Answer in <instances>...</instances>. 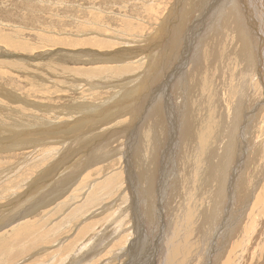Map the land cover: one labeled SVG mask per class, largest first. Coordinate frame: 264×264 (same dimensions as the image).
Here are the masks:
<instances>
[{
    "label": "rangeland",
    "instance_id": "obj_1",
    "mask_svg": "<svg viewBox=\"0 0 264 264\" xmlns=\"http://www.w3.org/2000/svg\"><path fill=\"white\" fill-rule=\"evenodd\" d=\"M227 1L0 0V264H160L171 224L188 264H264V0L215 35Z\"/></svg>",
    "mask_w": 264,
    "mask_h": 264
},
{
    "label": "bare ground",
    "instance_id": "obj_2",
    "mask_svg": "<svg viewBox=\"0 0 264 264\" xmlns=\"http://www.w3.org/2000/svg\"><path fill=\"white\" fill-rule=\"evenodd\" d=\"M229 1V0H228ZM227 1V2H228ZM231 1H233L234 2V4L236 3V1L235 0H231ZM241 1V0H240ZM239 1V2H240ZM245 1V0H244ZM243 1V2H244ZM251 1V0H250ZM249 1V2H250ZM262 1V0H261ZM232 2V3H233ZM242 2V1H241ZM246 2V1H245ZM244 2V3H245ZM217 3V2H216ZM225 3V2H224ZM229 3V2H228ZM228 3H225L224 5L225 6H223V4L221 5V8H220V14H219V17L218 18H216V22H214L213 21V25H214V28H212V26H211V28L212 29H214L215 30V32H214V34L216 35V32L217 31H219V33H221L222 32V30H225L224 29V27L226 28L227 26H229L230 28L229 29H234L235 30V32H236V34H239V29L240 30H242L244 27L242 26V25H239V23H240V21L237 19V17L239 16V11L241 10V8L239 9L238 8V6H236L237 5V3H236V5H233L231 2L228 4ZM243 3V4H244ZM227 4V5H226ZM256 4V3H255ZM258 5L257 6H262V5H260L259 3H257ZM249 5V4H248ZM263 5H264V3H263ZM246 6H247V4H246ZM251 6V5H250ZM217 7V6H216ZM249 7V6H248ZM249 8H251V7H249ZM252 9V8H251ZM239 10V11H238ZM245 11V10H244ZM214 12V11H213ZM217 14V15H218ZM255 14V13H254ZM248 15V14H247ZM249 16V15H248ZM255 16V15H254ZM262 16V15H261ZM255 17H257V15L255 16ZM260 17V16H259ZM264 17V16H263ZM263 17H261V18H263ZM134 18V17H133ZM214 18V17H213ZM240 18H242V17H240ZM246 18H249V17H246ZM253 18V17H252ZM260 18V19H261ZM210 19V18H209ZM255 19H258V18H255ZM259 19V20H260ZM249 20V19H248ZM264 20V19H263ZM263 20H261V22H262V24L260 25L261 26V29L262 30H264V21ZM211 22V21H210ZM247 22V21H246ZM252 22H254V20L252 21ZM257 22H258V20H257ZM256 22V23H257ZM260 22V23H261ZM160 23V22H159ZM215 23V24H214ZM250 23H251V21H250ZM244 24V23H243ZM252 24H254V23H252ZM257 25V24H256ZM239 26H240V28H239ZM241 26L243 27L242 29H241ZM246 26V25H245ZM248 27V26H247ZM181 28H182V26H181ZM248 28H250V27H248ZM209 29H210V26L208 27V32H209V34H210V32L211 31H209ZM245 30H246V28H244ZM206 30V29H205ZM207 30H206V32H207ZM248 30V29H247ZM251 30L253 31V29L251 28ZM257 30V29H256ZM174 31V30H173ZM181 31V30H180ZM249 31V30H248ZM247 31V32H248ZM182 32V31H181ZM203 32V31H202ZM224 32V31H223ZM230 32V31H229ZM234 32V31H233ZM234 32V33H235ZM250 32V31H249ZM176 33V32H175ZM184 33V32H183ZM218 32H217V35L219 34ZM232 33V32H231ZM174 34V33H173ZM211 34H212V32H211ZM214 34H213V37H214ZM242 34H243V30H242ZM167 35V34H166ZM185 35V34H184ZM175 35H173V37H174ZM232 36V35H231ZM244 36V35H243ZM242 36V44L241 45H244L243 47H244V50L245 49H247V48H249L250 47V43L248 44V40H250V42L252 41V38L251 37H248L247 35H246V37L244 38ZM250 36H252V35H250ZM256 36H258V35H256ZM260 36V35H259ZM178 37V36H177ZM213 37H210V40H212L213 39ZM234 37H235V35H234ZM203 38H204V42H205V44L206 45H208L209 46V44H210V40H209V38H208V35H206L205 33H204V35H203ZM262 38V37H261ZM199 39V38H198ZM214 39H216V37L214 38ZM213 39V40H214ZM223 39V38H222ZM224 39H226L225 37H224ZM234 40V39H233ZM138 41V40H137ZM200 41H202V38L200 39ZM215 41V40H214ZM213 41V42H214ZM261 41H264V40H261ZM203 42V41H202ZM227 43V42H226ZM226 43H225V45H226ZM230 43H232V41L230 42ZM252 43V42H251ZM132 44V43H131ZM204 45V44H203ZM214 45V44H213ZM252 45V44H251ZM175 46V45H174ZM196 48V47H195ZM209 48H210V46H209ZM264 48V47H263ZM200 49V48H199ZM203 49V48H202ZM211 50H212V48H210ZM235 49V48H234ZM241 50H243L242 48H240ZM205 53H206V51H205V49L203 50ZM199 52V51H198ZM209 51H207V53H208ZM263 53V52H262ZM155 54V53H154ZM250 54V53H249ZM205 55V54H204ZM201 56V58H199V60L195 63V69H193V70H191V71H188V73L190 74V75H194V74H196L195 72H199V73H202L203 72V70H201L202 69V62L204 61V57L205 56ZM209 55H210V53H209ZM217 55V54H216ZM263 55V54H262ZM214 56V55H213ZM213 56H212V58H213ZM249 56H251V55H249ZM217 58H219V57H217ZM262 58V57H261ZM214 59V58H213ZM195 60H197V59H195ZM208 62V61H207ZM219 62V61H218ZM256 62H257V59H256ZM186 63V62H185ZM200 63V64H199ZM258 63V62H257ZM260 64V63H259ZM191 65V64H190ZM258 65V64H257ZM194 66V65H193ZM261 66H262V70H263V74H264V59H262V61H261ZM260 67V66H259ZM179 68V67H178ZM191 68V67H190ZM235 68V67H234ZM192 72H194V74H192ZM187 73V75L189 76V74ZM186 75V76H187ZM196 76V75H195ZM194 76V77H195ZM258 76H260V74L258 75ZM262 76V75H261ZM257 77V76H256ZM263 77V76H262ZM261 77V78H262ZM189 78H190V76H189ZM258 78V77H257ZM256 81V80H255ZM264 82V81H263ZM264 84V83H263ZM250 87H252V86H250ZM253 88V87H252ZM261 93V92H260ZM230 98V97H229ZM262 98V97H261ZM188 99V98H187ZM158 102V101H157ZM201 102V101H200ZM195 103V102H194ZM254 103V102H253ZM251 105H252V103H251ZM258 105V104H257ZM187 106H189L188 105V103H187ZM262 106H264L263 104H262ZM261 105H260V108L262 107ZM155 108V107H154ZM162 108V107H161ZM192 108V107H191ZM253 109V108H252ZM264 108H262V110H263ZM152 110V109H151ZM182 111V110H181ZM260 111H261V109H260ZM143 113V112H142ZM263 114V113H262ZM155 115V114H154ZM258 116H259V112H258V114H257ZM81 116V115H80ZM158 116V115H157ZM185 117V116H184ZM183 118V117H182ZM187 121V120H186ZM183 123V122H182ZM261 123H262V121H261ZM65 124V123H64ZM151 124V123H150ZM97 125V124H96ZM185 125V124H184ZM183 125V126H184ZM248 125V124H247ZM141 126V125H140ZM196 126V125H195ZM187 127H188V124H187ZM195 128V127H194ZM54 129V128H53ZM92 129V128H91ZM142 130V129H141ZM151 130V129H150ZM254 130V129H253ZM99 131V130H98ZM97 131V132H98ZM189 131V130H188ZM191 131V130H190ZM189 131V132H190ZM89 133V132H88ZM145 134V133H144ZM186 134V133H185ZM260 134V133H259ZM91 135V134H90ZM182 136V135H181ZM192 136V135H191ZM87 137V136H86ZM138 137V136H137ZM183 137V136H182ZM257 138V137H256ZM262 138V137H261ZM90 139H91V137H90ZM81 140V139H80ZM92 141H94V140H92ZM139 141V140H138ZM251 142V141H250ZM152 143V142H151ZM162 143H164V142H162ZM169 143V142H168ZM196 143H198V142H196ZM205 144V143H204ZM71 145V144H70ZM73 145V144H72ZM254 145H255V143H254ZM258 145V144H257ZM88 146V145H87ZM179 146V145H178ZM74 147V146H73ZM76 148V147H75ZM180 148V147H179ZM256 148V147H255ZM254 148V149H255ZM259 149V148H258ZM66 150V149H65ZM144 150V149H143ZM255 152H256V150H254ZM155 152V151H154ZM153 152V153H154ZM263 152V151H262ZM107 153V152H106ZM260 154V153H259ZM143 155V154H142ZM253 155V154H252ZM87 156V155H86ZM147 157V156H146ZM255 157V156H254ZM253 157V158H254ZM258 157V156H257ZM149 158V157H148ZM157 158V157H156ZM203 158V157H202ZM221 158V157H220ZM251 159V158H250ZM259 159V158H258ZM227 160V159H226ZM255 161H256V158L254 159ZM149 161V160H148ZM147 162V161H146ZM223 162V161H222ZM248 162V161H247ZM252 162V161H251ZM259 162H260V160H259ZM144 163V162H143ZM206 163V162H205ZM245 163H246V161H245ZM139 164V163H138ZM227 164H228V161H227ZM254 164H255V162H254ZM257 164H258V162H257ZM262 164V163H261ZM260 164V165H261ZM143 166L144 165H146V163L145 164H142ZM173 165V164H172ZM242 165H244V164H241V166ZM256 165V164H255ZM263 165V164H262ZM140 166V165H139ZM161 166V165H160ZM191 166V165H190ZM121 167V166H120ZM147 167H149V166H147ZM245 167H246V165H245ZM142 168V167H141ZM146 168V167H145ZM210 168V167H209ZM240 168H242V167H240ZM258 168H260L259 166H258ZM217 169H218V167H217ZM250 169V168H249ZM139 170V169H138ZM208 170V169H207ZM145 171V174H147V170H144ZM222 171V170H221ZM142 172V171H141ZM243 172V171H242ZM238 173H240L239 171H238ZM140 174H142V173H140ZM174 174V173H173ZM223 174H224V172H223ZM244 174V173H243ZM226 175V174H225ZM238 175H240V174H238ZM244 175H246V174H244ZM259 175V174H258ZM143 176V175H142ZM141 176V177H142ZM217 176V175H216ZM227 176V175H226ZM243 175H241L240 177H242ZM250 176V175H249ZM248 176V177H249ZM252 176V175H251ZM260 176V175H259ZM262 176V175H261ZM244 177V176H243ZM256 178H258L257 176H255ZM139 178V177H138ZM152 178V177H151ZM151 178L150 177H148L147 175H144V177L142 178L143 180V185H142V188H143V190H144V194H146L145 195V198H146V196H147V198L149 197L148 196V194H149V191H150V189H151V186H152V184H151ZM176 178H177V181H178V176L176 175ZM234 178V177H233ZM238 178V177H237ZM141 180V179H140ZM223 180H224V178H223ZM249 180V179H248ZM174 181V180H173ZM239 181V180H238ZM234 182V183H239V182ZM218 182V181H217ZM225 182V181H224ZM223 182V183H224ZM251 182V181H250ZM174 183V182H173ZM244 183V182H243ZM88 184V183H87ZM86 184V185H87ZM181 184V183H180ZM190 184V183H189ZM241 184V183H240ZM239 184V185H240ZM254 184V183H253ZM256 184V183H255ZM179 185V184H178ZM204 185V184H203ZM224 185V184H223ZM238 185V186H239ZM242 185V184H241ZM163 186H164V184H163ZM173 186V185H172ZM226 186H228V185H226ZM234 186H236V185H234ZM237 186V187H238ZM218 187V186H217ZM232 187V186H231ZM236 187V188H237ZM167 188V187H166ZM220 187H218V189H219ZM223 188V187H222ZM228 188V187H227ZM229 188H230V185H229ZM234 188V187H233ZM240 189H242L243 188V190H244V186L243 187H239ZM238 188V189H239ZM252 188V187H251ZM260 188V187H259ZM217 189V190H218ZM237 189V190H238ZM239 189V190H240ZM143 190H141V191H143ZM222 190V189H221ZM236 190V189H235ZM234 190V191H235ZM236 190V191H237ZM238 190V191H239ZM252 190H254V189H252ZM256 190V189H255ZM254 190V191H255ZM168 191V190H167ZM170 191H171V188H170ZM196 191V190H195ZM202 191V190H201ZM241 191V190H240ZM253 191V193H252V195L254 196V192ZM163 192V191H162ZM169 192V191H168ZM178 192V191H177ZM182 192V193H181ZM199 192H200V190H199ZM224 192V191H223ZM231 192V191H230ZM171 193V192H170ZM169 193V194H170ZM204 193V192H203ZM250 193V194H251ZM153 194V193H152ZM167 194V193H166ZM168 194V195H169ZM183 190L182 189H180V191H179V193H178V195H179V198L177 199L176 198V196L174 195V194H172V195H174L173 197L171 196V194H170V196H171V199L173 200V202L175 203V204H179L180 203V205H182L183 206V204H185L184 202H185V200H183ZM207 194V193H206ZM255 194H257V193H255ZM167 195V196H168ZM180 195H182L181 197H180ZM187 195V194H186ZM189 195V194H188ZM197 196V195H196ZM260 195H255V200H256V202H255V200H254V202H255V204H257V206L259 205V204H262L263 203V206H264V202H262L263 201V198H260L259 197ZM262 196V195H261ZM184 197H185V195H184ZM251 197V196H250ZM221 198V197H220ZM260 198V199H259ZM187 199V198H186ZM215 199V198H214ZM252 199V198H251ZM261 199H262V201H261ZM253 200V199H252ZM167 201V200H166ZM205 201V200H204ZM208 201V200H207ZM251 201V200H250ZM51 202V201H50ZM172 202V201H171ZM215 202V201H214ZM217 202V201H216ZM249 202V201H248ZM252 202V201H251ZM262 202V203H261ZM174 203H172L173 205H174ZM192 203V202H191ZM121 204V203H120ZM189 204V203H188ZM218 204H220L219 203V201L217 202V203H215V206H213L212 207V209H211V211H212V217L214 216L215 217V219H216V216H218V214L216 213V210H217V212L218 213H220V211H221V207H220V205H222V204H220V205H218ZM239 204V203H238ZM251 204V203H250ZM252 204H254V203H252ZM194 205V204H193ZM216 205H217V207H216ZM224 205V204H223ZM171 206V205H170ZM187 206V205H186ZM185 206V207H186ZM149 207H150V205H149ZM161 207V206H160ZM202 207V206H201ZM246 207H248V205H246ZM256 207V206H255ZM254 207V208H255ZM260 206H258V208H259ZM262 207V206H261ZM146 208V207H145ZM148 208V207H147ZM171 208V207H170ZM175 208V207H174ZM174 208H172L171 210H173ZM221 208V209H220ZM253 208V207H252ZM176 209V208H175ZM174 209V210H175ZM182 209V208H181ZM188 209V208H187ZM245 209V208H244ZM257 209V208H256ZM169 210V209H168ZM177 210V209H176ZM189 210V209H188ZM148 211H150V209L148 210ZM147 211V212H148ZM190 211V210H189ZM204 211V210H203ZM210 211V212H211ZM223 211V210H222ZM255 211H257V210H255ZM159 212V211H158ZM224 212V211H223ZM247 211H245V212H241L240 213V215H239V217H238V219L237 220H239L240 222L242 221V222H244L245 220L243 219V217H244V215H245V213H246ZM192 213V212H191ZM194 213H195V211H194ZM208 213V212H207ZM222 213V212H221ZM228 213V212H227ZM253 215H255L256 213L253 211ZM263 213V212H262ZM110 214V213H109ZM210 214V213H209ZM191 215V214H190ZM189 215V216H190ZM143 216V215H142ZM177 216V215H176ZM204 216V215H203ZM112 217V216H111ZM194 217V216H193ZM206 217V216H205ZM213 217V218H214ZM144 218V217H143ZM220 218V217H219ZM228 218H231V220L232 219H234L233 218V215L231 214V212L228 214V216H227V218H226V220L228 219ZM55 219V218H54ZM183 219V218H182ZM204 219V218H203ZM212 219V218H211ZM244 221H243V220ZM245 219H247V218H245ZM260 219V218H259ZM179 220V219H178ZM217 220V219H216ZM230 219H228L227 221H229ZM247 220H249V218L247 219ZM254 220V219H253ZM199 221V220H198ZM251 221V220H250ZM257 221V220H256ZM179 222V221H178ZM186 222H187V220H186ZM226 222V221H225ZM180 223H181V221H180ZM188 224H191V221H189L188 220V222H187ZM235 223V220H232V224L231 225H233V229L234 228H237L238 226H237V224H234ZM245 223V222H244ZM249 223V222H248ZM248 223L246 224V225H248ZM260 223V222H259ZM24 224V223H23ZM60 224V223H59ZM187 224V225H188ZM193 224V223H192ZM197 224V223H196ZM218 224V223H217ZM226 224V223H225ZM224 224V225H225ZM249 224H253V223H249ZM256 224V223H255ZM178 225V224H177ZM205 225V224H204ZM219 225V224H218ZM192 226V225H191ZM206 226V225H205ZM253 226V225H252ZM256 226V225H255ZM260 226V225H259ZM212 228V225L211 226H209V228ZM215 227V226H214ZM213 227V228H214ZM227 227H228V225H227ZM249 227H251L250 225H249ZM232 228V227H231ZM248 228V227H247ZM12 229V228H11ZM169 233H170V231H171V229H172V231H174V234H176V236L175 237H173L174 235H172V232H171V235L169 234L168 236H169V240L168 239H165V240H168V241H166V245H165V247H164V249H163V254H162V258H161V256H159L160 258H161V261H160V264H188L189 263V261H195L196 259L198 260L199 259V261H200V258L201 257H203V255H202V251H201V247H200V245H199V243H196V245L195 244H191V242H190V237L184 232V231H182L181 233H185L184 235H183V237H182V240L179 242V243H176V242H174L173 241V238H175V241H176V239L179 237L178 235H179V228H177L176 227V225L175 224H171L170 225V227H169ZM216 229V228H215ZM245 229V228H244ZM212 230V229H211ZM225 230V229H224ZM213 231V230H212ZM222 231H223V227H222ZM222 231H221V233H222ZM226 231V230H225ZM224 231V232H225ZM247 231V230H246ZM249 231V230H248ZM258 231V230H257ZM165 232H167V230L165 231ZM19 233V232H18ZM180 233V234H181ZM212 233V232H211ZM226 233H228V232H226ZM245 233H247V232H245ZM231 234H232V232H231ZM230 234V235H231ZM24 235V234H23ZM261 235V234H260ZM227 236V235H226ZM225 236V237H226ZM6 237V236H5ZM204 237H207V235L206 236H204ZM225 237H222V238H225ZM231 237V236H230ZM230 237H226L227 239L229 238V240L231 239ZM235 237V236H234ZM237 237V236H236ZM238 237H239V234H238ZM259 237V236H258ZM262 237H264V236H262ZM47 238V237H46ZM225 238V239H226ZM247 238V237H246ZM12 239V238H11ZM226 239V240H227ZM233 239V238H232ZM263 239V238H262ZM164 240V241H165ZM213 240V239H212ZM50 241V240H49ZM259 241V240H258ZM232 242V241H231ZM235 242V241H234ZM246 242V241H245ZM34 243V242H33ZM214 243V242H213ZM239 244H241V241H240V243ZM262 244V243H261ZM192 245H193V247H194V250L192 251L191 250V248H192ZM228 246V245H227ZM256 246V245H255ZM155 247V246H154ZM225 247V246H224ZM230 247L231 246H229V247H227L226 249H230ZM247 247V246H246ZM260 247L261 246H259L258 248H259V250H260ZM257 248V249H258ZM225 249V250H226ZM255 249V248H254ZM192 251L190 254H188V252L189 251ZM104 251V250H103ZM207 251V250H206ZM220 251V250H219ZM248 251V250H247ZM252 251V250H251ZM251 251H249V252H251ZM256 251V250H255ZM255 251H254V253H255ZM258 251V250H257ZM133 252V251H132ZM204 252V251H203ZM81 253V252H80ZM102 253V252H101ZM221 253H222V250H221ZM230 253H233V251H231ZM248 253V252H247ZM160 254H161V252H160ZM184 254V255H183ZM218 254V253H217ZM242 254V253H241ZM245 254V253H244ZM243 254V255H244ZM250 254V253H249ZM257 254V253H256ZM84 255V254H83ZM159 255V254H158ZM206 255V254H205ZM204 255V256H205ZM224 255H226V254H224ZM85 256V255H84ZM155 256V255H154ZM246 256H247V254H246ZM220 257V256H219ZM136 258V257H135ZM204 258V257H203ZM216 258V257H215ZM240 258H242V257H240ZM74 259V258H73ZM76 259V258H75ZM88 259V258H87ZM217 259V258H216ZM215 259V260H216ZM243 259V258H242ZM196 260V261H197ZM223 260H225V259H223ZM220 260H218V262H219ZM138 262V261H137ZM136 262V263H137ZM196 263H198V262H196ZM211 263H213V262H211ZM221 263V262H220ZM50 264V263H49ZM138 264V263H137ZM242 264V263H241ZM261 264V263H260Z\"/></svg>",
    "mask_w": 264,
    "mask_h": 264
}]
</instances>
